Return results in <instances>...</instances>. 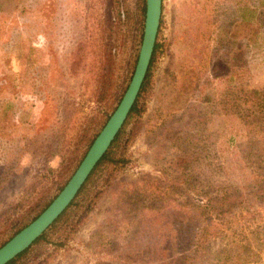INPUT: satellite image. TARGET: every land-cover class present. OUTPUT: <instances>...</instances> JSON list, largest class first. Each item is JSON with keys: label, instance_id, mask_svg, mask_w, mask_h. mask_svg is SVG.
I'll list each match as a JSON object with an SVG mask.
<instances>
[{"label": "rangeland", "instance_id": "obj_1", "mask_svg": "<svg viewBox=\"0 0 264 264\" xmlns=\"http://www.w3.org/2000/svg\"><path fill=\"white\" fill-rule=\"evenodd\" d=\"M136 3L0 0V244L118 104ZM159 24L123 165L74 232L75 212L22 264H264V0H161Z\"/></svg>", "mask_w": 264, "mask_h": 264}, {"label": "water", "instance_id": "obj_2", "mask_svg": "<svg viewBox=\"0 0 264 264\" xmlns=\"http://www.w3.org/2000/svg\"><path fill=\"white\" fill-rule=\"evenodd\" d=\"M161 14V0H144L142 34L130 80L118 104L91 141L77 167L50 203L26 226L0 246V264L27 249L61 214L108 149L131 109L148 68Z\"/></svg>", "mask_w": 264, "mask_h": 264}, {"label": "trees", "instance_id": "obj_3", "mask_svg": "<svg viewBox=\"0 0 264 264\" xmlns=\"http://www.w3.org/2000/svg\"><path fill=\"white\" fill-rule=\"evenodd\" d=\"M143 15H144V0H137V3H136V24H137V30H138L137 31V42H139L141 38V27H142ZM159 47L160 46L157 42V34H156L155 43L153 46V50H152V54H151L150 61L148 64L147 71L143 78L142 84L139 88L135 101L126 116L125 121L123 122L121 128L119 129V131L117 132L113 140L111 141L108 149L105 151L103 156L97 161V163L95 164V166L93 167V169L91 170V172L89 173V175L87 176V178L85 179V181L83 182V184L81 185L77 193L75 194L72 201L61 212V214L52 222V224L37 239H35L27 249H25L23 252L15 256L12 260L7 262L6 264H22V262L27 258L29 253H31L32 251L38 250L43 244L50 243L49 242L50 235L55 233L56 231H59L61 228V225L64 224V222L68 221L73 216L74 212L78 214V217H77V220L75 221V224L72 227L76 226L77 223L80 221L79 219L82 218L84 214L91 209L93 204H95L96 200L99 198L100 194H102L104 189H106V185L109 182L108 179H110L113 176L114 170L123 165L124 160H122V158H118L117 156H115V149L118 147L119 142L122 139L123 133L125 129L127 128V126L129 125V123L130 122L132 123L134 118H138L141 115V112L143 111L142 106L139 105V100H140L141 94L145 91V88L149 82L150 67L153 62V59L156 57V53ZM105 120H106V117H105ZM96 134H97V131L94 132L93 136L88 140L87 145L85 146V149L83 150V153L81 157L79 158L78 162L85 154L88 146L90 145L93 137ZM105 170H106L105 180L102 181L100 189L93 192L92 194L90 192V186L93 183L94 177L97 174H99V172L101 173L102 171H105ZM70 174L71 173H69L68 176L63 180L62 184L58 187L59 188L58 190H60L63 187V185L66 183V180ZM50 201L45 203L30 220L23 223L20 227L16 228L14 232L4 242L0 244V246H2L6 241H8L21 228H23L29 222H31L50 203ZM230 202H231V199L229 198L223 199V201L218 204H215L214 202L213 206H209V210L214 213L221 212L222 211L221 209H223L222 207L225 204H229ZM71 231L74 232L75 227L72 228ZM204 231L207 232V228H205ZM64 234L67 239V237H69L68 233L65 232ZM66 239H64L63 242H65ZM198 240H200L199 237H198ZM63 242H61V244ZM198 244L200 245V242H198ZM53 245L55 246L52 249V251L54 252L57 250V247L59 245L57 246V244L55 243Z\"/></svg>", "mask_w": 264, "mask_h": 264}]
</instances>
